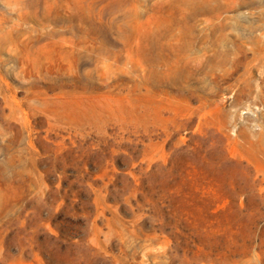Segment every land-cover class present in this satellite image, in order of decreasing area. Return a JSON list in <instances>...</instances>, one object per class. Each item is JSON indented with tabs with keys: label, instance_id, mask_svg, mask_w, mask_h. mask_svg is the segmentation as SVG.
Here are the masks:
<instances>
[{
	"label": "rangeland",
	"instance_id": "obj_1",
	"mask_svg": "<svg viewBox=\"0 0 264 264\" xmlns=\"http://www.w3.org/2000/svg\"><path fill=\"white\" fill-rule=\"evenodd\" d=\"M0 264H264V0H0Z\"/></svg>",
	"mask_w": 264,
	"mask_h": 264
}]
</instances>
